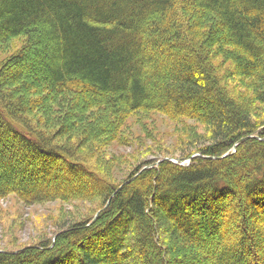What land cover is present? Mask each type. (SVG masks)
I'll list each match as a JSON object with an SVG mask.
<instances>
[{"label":"trees","instance_id":"obj_1","mask_svg":"<svg viewBox=\"0 0 264 264\" xmlns=\"http://www.w3.org/2000/svg\"><path fill=\"white\" fill-rule=\"evenodd\" d=\"M15 38L24 46L0 66V194L32 203L74 197L54 187L67 179L47 171L52 159L95 182L78 188L82 196L96 192L110 204L56 240L1 252L0 264H264V126L212 63L215 48L237 49L236 73L259 82L264 102V0H0V46ZM42 89L77 95L76 107H102L115 124L146 109L199 120L211 142L188 165L186 154L145 163L120 188L31 120V95ZM226 201L239 220L224 237L216 213Z\"/></svg>","mask_w":264,"mask_h":264},{"label":"rangeland","instance_id":"obj_2","mask_svg":"<svg viewBox=\"0 0 264 264\" xmlns=\"http://www.w3.org/2000/svg\"><path fill=\"white\" fill-rule=\"evenodd\" d=\"M25 42L24 38H15L2 44L0 66L7 58L20 51ZM213 51L212 63L222 87L230 92L237 103L246 107L260 126H264V102L256 97L260 84L254 77L242 78L236 73L235 62L231 60L230 54L238 52L237 49L222 45ZM37 95H31L33 101L38 102L32 109L31 120H37L50 133L57 135L59 132L60 138L56 136L59 146L64 149L71 147L79 156L88 157L92 165L103 169L105 176L113 184L120 185V188L133 181L129 178L145 163L158 161L160 164L169 160L179 163L185 159L180 157L186 154L190 157L186 156L188 159L181 164L188 165L194 159L201 158L197 149L208 146L211 142L212 129L207 124L185 116H173L161 109L131 112L121 124H115L116 120L112 115L108 114L106 119V110L102 107H76L77 101L81 102L77 95L64 94L62 100L59 94L51 96L43 89ZM46 98L54 99L57 103L48 102ZM108 119L113 120L109 123ZM15 151L14 148L7 151L5 164L1 165L2 171L7 166L10 167V158ZM50 162L51 165L46 164V161L43 163L47 171L53 175L59 173L67 179V183L54 184V187L76 195L65 200L56 195L50 201L32 203L14 190L0 194V253H17L26 248H35L41 241L62 235L71 223L89 220L95 212L97 218L102 210L108 208L110 201L103 202L96 192L82 196V189H78L79 187H95V182L89 177L78 174L74 176V171L61 162L52 159ZM150 166L151 164L144 166V169ZM12 181L11 186H17L21 190L20 180ZM234 189L238 190L237 187ZM234 196L236 198L238 195L231 193V197ZM244 204H248L247 197ZM225 205V208L216 211L226 230L224 237L227 230L229 234L235 233L239 220L233 203L226 201ZM210 249L215 250L214 247Z\"/></svg>","mask_w":264,"mask_h":264}]
</instances>
